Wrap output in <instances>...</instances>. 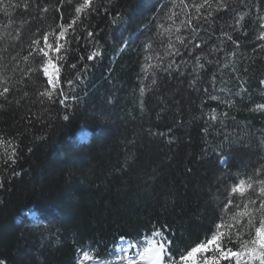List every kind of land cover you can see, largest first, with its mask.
Returning <instances> with one entry per match:
<instances>
[{
  "label": "trees",
  "instance_id": "1",
  "mask_svg": "<svg viewBox=\"0 0 264 264\" xmlns=\"http://www.w3.org/2000/svg\"><path fill=\"white\" fill-rule=\"evenodd\" d=\"M263 34L264 0H0L5 65L59 68L0 105V264L106 262L154 233L173 263L254 241Z\"/></svg>",
  "mask_w": 264,
  "mask_h": 264
},
{
  "label": "rangeland",
  "instance_id": "2",
  "mask_svg": "<svg viewBox=\"0 0 264 264\" xmlns=\"http://www.w3.org/2000/svg\"><path fill=\"white\" fill-rule=\"evenodd\" d=\"M12 25L19 27L17 35L26 26L24 22H20L17 25L11 24L10 26ZM0 39L5 40L6 43L4 46L2 44L3 50L0 53V93H2L0 103L7 100L12 105V109H17L19 103L15 96L16 92L23 90L27 84L33 82L35 86L33 88H36L37 92H39L45 82L55 85L59 76V68L57 63L47 58V54L44 55V53H41L45 61L40 69H25L17 63L11 67L7 66V64L5 65L6 59L2 58V53L5 54L9 50L11 43H17V38L12 36H7L6 38V36L0 35ZM12 55L13 52L11 53ZM16 60L15 57H12V61L16 62ZM0 105L2 106V103ZM79 136L81 138L87 137V132L81 131ZM236 190H240V187ZM261 207L264 209V200L261 202ZM261 216L263 221L257 231L256 238L239 251L221 252L218 234L210 241L192 250L178 263L166 262V248L163 243V236L160 233H154L137 243L121 240L106 262L94 259L86 253H81L78 264H211L213 260L212 256L209 255L220 254V252L222 256L234 260L236 264H264V211H262Z\"/></svg>",
  "mask_w": 264,
  "mask_h": 264
}]
</instances>
